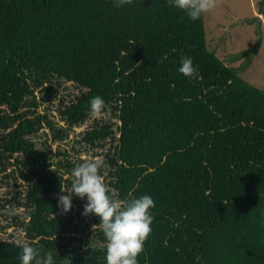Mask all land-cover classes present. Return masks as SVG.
<instances>
[{
	"label": "trees",
	"instance_id": "trees-1",
	"mask_svg": "<svg viewBox=\"0 0 264 264\" xmlns=\"http://www.w3.org/2000/svg\"><path fill=\"white\" fill-rule=\"evenodd\" d=\"M204 16L193 22L169 0H0V174L8 164L28 181L22 227L41 255L106 264V248L67 242L72 229L51 198L61 182L30 139L44 126L64 135L39 114L35 90L65 81L79 90L61 110L68 128L93 117L95 96L116 120L86 140H115L108 185L117 199L155 201L138 264H264V91L241 76L261 43L230 67L209 48ZM185 57L198 78L179 73ZM6 203L0 219L12 216ZM22 245L0 238V264H20Z\"/></svg>",
	"mask_w": 264,
	"mask_h": 264
},
{
	"label": "rangeland",
	"instance_id": "rangeland-1",
	"mask_svg": "<svg viewBox=\"0 0 264 264\" xmlns=\"http://www.w3.org/2000/svg\"><path fill=\"white\" fill-rule=\"evenodd\" d=\"M260 0H215V8L204 14L207 28V41L209 48L214 50L217 56L230 67H240L244 60L236 61L234 56L246 50H252L260 41L261 48L254 57L251 66L241 73V76L252 86L264 91V16L258 14V2ZM259 18L260 20H256ZM251 22L254 24H251ZM46 84L44 86L47 87ZM44 88L35 90L37 101L41 105L39 114L47 115L55 124L56 129H66L63 136L55 134V131L44 126L30 139L37 149L43 151L48 159V174L55 175L61 182L59 192L51 195L52 199H58L60 195H67L73 182L72 169L82 163L103 159L100 174L109 189V194L117 199L115 191L108 185L111 173L114 171L109 161V156L114 154L115 140L109 138L105 142L87 141L86 134L95 125L102 127L104 123H115L110 115L92 117L85 124L68 128L62 121L61 110L72 101L79 90L68 82H61V86L54 85L51 94ZM116 129V128H115ZM59 137V138H58ZM13 161V160H12ZM7 164V163H6ZM7 170L0 174V200L8 201L4 212L12 214L0 219V238L4 241L20 244L29 243L22 223L25 219V207L21 199L28 195V181L18 173L14 174V167L7 164ZM1 169V167H0ZM86 203L78 197H73L72 209L69 213L58 212L64 225H69L71 234H67V242L73 239V244L87 250L90 247L104 251L106 239L101 228L93 225L99 224V218L94 215L83 216V207Z\"/></svg>",
	"mask_w": 264,
	"mask_h": 264
},
{
	"label": "clouds",
	"instance_id": "clouds-1",
	"mask_svg": "<svg viewBox=\"0 0 264 264\" xmlns=\"http://www.w3.org/2000/svg\"><path fill=\"white\" fill-rule=\"evenodd\" d=\"M125 3L126 0H115L116 7H123ZM169 3L193 22L215 8V0H169ZM178 71L187 78H198L199 70L190 57L181 60ZM106 110L102 97L95 96L90 100L91 116L100 117ZM103 163V159L97 158L74 167L71 190L61 189L67 195L59 196L58 207L64 213H69L73 197L86 198L82 215L99 218V224L93 225V229L101 228L105 236L106 264H138V257L144 252L145 243L153 231L151 210L155 207V201L147 194L128 200L114 199L100 174ZM18 259L20 264H56L51 252L41 255L38 249L27 243L22 245Z\"/></svg>",
	"mask_w": 264,
	"mask_h": 264
}]
</instances>
